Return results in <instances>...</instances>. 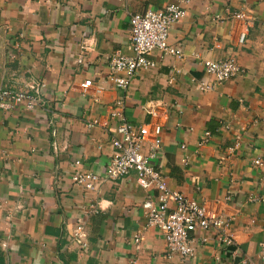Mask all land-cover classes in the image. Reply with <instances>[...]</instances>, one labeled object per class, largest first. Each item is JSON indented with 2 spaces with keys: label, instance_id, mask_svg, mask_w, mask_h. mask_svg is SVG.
I'll return each instance as SVG.
<instances>
[{
  "label": "crops",
  "instance_id": "1",
  "mask_svg": "<svg viewBox=\"0 0 264 264\" xmlns=\"http://www.w3.org/2000/svg\"><path fill=\"white\" fill-rule=\"evenodd\" d=\"M174 1L184 15L168 42L184 56L153 51L154 66L117 89L108 62L116 51L132 54L130 16ZM226 57L241 71L215 82L201 60ZM85 80L93 85L83 91ZM33 84L32 109H0V264H264V165L252 164L264 154V0H0V88ZM113 110L160 124L155 167L170 189L230 217L232 244L196 231L193 255H168L142 209L157 190L140 186L134 171L97 191L74 185L75 170L104 175ZM79 216L86 247L71 238Z\"/></svg>",
  "mask_w": 264,
  "mask_h": 264
},
{
  "label": "built area",
  "instance_id": "2",
  "mask_svg": "<svg viewBox=\"0 0 264 264\" xmlns=\"http://www.w3.org/2000/svg\"><path fill=\"white\" fill-rule=\"evenodd\" d=\"M188 2L189 0H180ZM184 15V9L179 2H169L157 9H146L133 13L130 16V46L131 55H123L115 52L108 62V79L121 91L129 86L131 78L140 69L154 66L149 55L153 51H160L164 55L181 58L184 56L182 49L168 42V34L171 26L178 22ZM234 18L246 20L248 17L243 12L233 14ZM244 35H240L239 42H244ZM206 74H210L215 82L235 76L241 71L239 65L232 57L219 60H201ZM93 85L91 80L81 83V88L86 91ZM212 84L201 82L200 89L206 90ZM39 86L33 84L30 91L13 88H0V109L14 110L19 107L32 109L38 104ZM103 86L96 84L95 91L100 93ZM98 100V95L94 97ZM116 107L121 106L116 101ZM152 116L156 112L151 111ZM111 115L118 117L115 134L111 136V144L114 152L106 165L105 173L100 176L94 172L75 170L71 175L74 185L82 187L85 191H97L105 180H117L126 176L130 171L136 173V181L143 188H155L157 194L147 197L142 203V209L146 215L147 225L154 226L161 232L168 255L179 254L191 256L195 248L192 243V235L196 231L215 230L223 243L232 244V237L228 234L230 217L211 209L206 203L187 197L181 192L172 190L166 184L163 175L155 167L153 161L158 156L161 148V126L157 122L133 123L124 119L120 113L113 110ZM89 126L100 125L98 120H92ZM210 133H203L198 145L205 144ZM252 164L264 165V154L254 157ZM91 211L96 209L90 205ZM89 213V209L83 210V214ZM85 221L82 216L74 219L71 231L72 241L86 247ZM140 235L135 236L138 242ZM206 237H203V241ZM261 259H264V241L260 243ZM248 264L247 259L242 260Z\"/></svg>",
  "mask_w": 264,
  "mask_h": 264
}]
</instances>
